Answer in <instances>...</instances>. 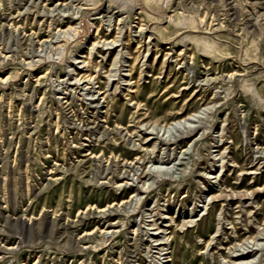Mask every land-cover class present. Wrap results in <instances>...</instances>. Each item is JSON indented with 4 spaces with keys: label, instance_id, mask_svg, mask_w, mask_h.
Segmentation results:
<instances>
[{
    "label": "rangeland",
    "instance_id": "rangeland-1",
    "mask_svg": "<svg viewBox=\"0 0 264 264\" xmlns=\"http://www.w3.org/2000/svg\"><path fill=\"white\" fill-rule=\"evenodd\" d=\"M0 264H264V0H0Z\"/></svg>",
    "mask_w": 264,
    "mask_h": 264
},
{
    "label": "bare ground",
    "instance_id": "bare-ground-1",
    "mask_svg": "<svg viewBox=\"0 0 264 264\" xmlns=\"http://www.w3.org/2000/svg\"><path fill=\"white\" fill-rule=\"evenodd\" d=\"M187 121H188V120H187ZM176 124H177V123H176ZM174 125H175V124H174ZM170 127H171V126H170ZM170 127H169V128H170ZM174 127H175V126H174ZM129 164H130V163H129ZM130 166H132V165L130 164ZM164 170H165V169H164ZM108 208H110V207H108ZM108 208H107V209H108ZM107 209H106V210H107ZM102 211H103V210H102ZM107 211H108V210H107ZM98 212H99V211H98ZM165 250H166V249H165ZM166 251H167V250H166ZM167 252H168V251H167ZM162 260H163V259H162ZM160 262H161V261H160Z\"/></svg>",
    "mask_w": 264,
    "mask_h": 264
}]
</instances>
